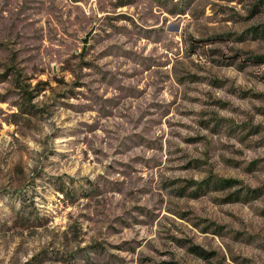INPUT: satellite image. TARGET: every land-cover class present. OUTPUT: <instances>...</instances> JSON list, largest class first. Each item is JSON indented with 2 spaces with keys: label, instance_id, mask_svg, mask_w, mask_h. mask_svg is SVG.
<instances>
[{
  "label": "rangeland",
  "instance_id": "1",
  "mask_svg": "<svg viewBox=\"0 0 264 264\" xmlns=\"http://www.w3.org/2000/svg\"><path fill=\"white\" fill-rule=\"evenodd\" d=\"M0 264H264V0H0Z\"/></svg>",
  "mask_w": 264,
  "mask_h": 264
}]
</instances>
